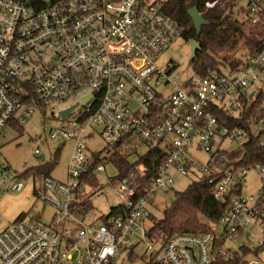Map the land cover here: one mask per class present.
<instances>
[{"label":"built area","instance_id":"obj_1","mask_svg":"<svg viewBox=\"0 0 264 264\" xmlns=\"http://www.w3.org/2000/svg\"><path fill=\"white\" fill-rule=\"evenodd\" d=\"M220 1L204 0L205 8ZM239 4L240 20L262 31L259 49L244 52L237 66L221 64L201 74L180 71L173 61L158 65L183 28L155 0H0V136L12 121L24 125L39 111L44 122L59 123L45 128L52 140L73 141L67 180L48 175L33 181L36 201L56 208L53 218L43 223L30 208L8 221L0 231V264H120L127 248L128 260L139 258L140 244L145 264H220L239 257L226 241L246 237L264 246V187L259 196L244 193L245 176L254 167L264 180V165L235 166L227 144L241 147L248 133L217 114L240 118L264 94L253 87L264 83V0ZM97 126L107 143L100 162L83 140L94 137ZM251 128L264 149V115ZM153 153L151 162L143 160ZM112 154L134 159L135 167L128 177L109 180L119 210L100 223L87 222L90 210L81 202L100 184L105 163L113 166L106 158ZM174 173L205 177L227 209L210 231L176 233L164 242L146 225L153 216L148 203L157 190L172 187ZM151 175L135 197L139 179ZM94 177L97 185L90 183ZM19 179H0V192L22 191Z\"/></svg>","mask_w":264,"mask_h":264},{"label":"trees","instance_id":"obj_2","mask_svg":"<svg viewBox=\"0 0 264 264\" xmlns=\"http://www.w3.org/2000/svg\"><path fill=\"white\" fill-rule=\"evenodd\" d=\"M155 2L182 26V37L186 41L196 40L200 42L201 50H199L195 59L190 62L197 73L206 74L209 70L219 69L221 64L237 66L240 62L241 56L239 54L242 48H246L251 53L259 49V43L256 39L262 31L259 28H252L251 25L245 24L239 16L235 15L236 0H222L210 9L205 8L204 0H155ZM193 6H198L202 14L209 20L208 24L201 27L199 33H196L193 20L188 14V9ZM263 103L264 94H260L257 101L251 102L248 110L240 118L234 116L232 118L221 111L217 113L222 123L231 127L241 126L248 133V140L241 147L227 153V156L236 167H249L257 163L264 165V149L258 146L257 136L251 128L252 120L257 116L264 115V110H262V114L257 113V109L261 108ZM11 124H14L19 131L24 126L19 125L16 121H12ZM100 155H102V152L95 156V162L102 160ZM155 156L156 154L153 153L148 159L143 158V160L149 163ZM106 158L116 168L114 180L128 177L130 171L135 167L129 157L121 154H112ZM55 163L56 161L49 160L41 162L37 166L28 167L22 174H19V177L21 179L32 178L34 182H39L45 176L50 175ZM154 163L158 164L157 161ZM152 176L139 179L142 186L137 188L135 197L144 193V186ZM205 181V177L201 181L194 180L185 191L177 192L175 195L176 200L164 211V217L152 224L151 231L160 237L162 241H167L176 233H204L211 230L212 224L219 222L220 217L227 209V201H217ZM97 182V177L90 180L93 185H97ZM81 203L86 204L88 210H91V200H83ZM117 210H119V207H112L111 212ZM202 217H206L210 223L203 221ZM261 249H264V246L258 247L254 253L258 254ZM240 251L243 253L240 255L238 251L237 255L239 254V257L235 261L233 259L221 260L220 264H239L243 255L252 253L245 246H241Z\"/></svg>","mask_w":264,"mask_h":264},{"label":"rangeland","instance_id":"obj_3","mask_svg":"<svg viewBox=\"0 0 264 264\" xmlns=\"http://www.w3.org/2000/svg\"><path fill=\"white\" fill-rule=\"evenodd\" d=\"M246 2L247 0H242L243 4H239V6L242 7ZM237 8L236 6L234 8L235 15H238ZM247 51L246 48H242L240 51L241 55L239 54V56L242 57L244 52ZM191 53L192 49L188 41L183 37L174 39L158 60V65L164 68L169 61H173L178 64L180 71L191 73L193 71V66L190 64ZM253 87L264 89V83L259 81ZM262 107L264 108V103ZM58 125L59 123L55 119L44 122L42 114L39 111L27 118V122L21 131L17 130L14 124L8 125L5 128L4 135L0 136V179L11 182L15 174H22L26 168L37 166L41 162L50 160L56 161L54 169L50 173L51 177L62 182L66 181L68 178V167L73 154V141L65 142L63 139L52 140L48 131H45V128L49 130V128L57 127ZM96 129L97 131H93L94 137L89 138L87 135L83 140L92 151L106 153L107 143L100 135L101 127L97 126ZM227 146L229 151H234L240 147V144L237 142L234 144L228 143ZM38 148L42 152L41 154L35 153V150ZM58 152L59 154L57 155ZM197 156L200 161L206 163L207 158L203 152H197ZM105 165L107 170L101 174L100 184L97 187L88 188V196L92 202V208L87 222H102L110 214L112 207L120 203L114 186L109 183V180H114L116 169L109 163H105ZM261 176V172L254 167L251 168L245 176V195L259 196L264 187V180ZM174 178L175 182L170 189L157 190L154 196L151 197L148 208L151 214H153V218L147 222L146 225L148 227L164 217V211L176 200V193L185 191L194 180V177L191 175L182 177L178 173H174ZM17 182L23 183L24 188L22 191H9L7 194L0 192V231L6 226L8 221L14 220L30 208L33 209L39 220L43 223L51 221L56 212V208L51 203L43 200L36 202L32 178L26 177L21 180L19 179ZM202 220L210 223L206 217H202ZM217 230L220 231V229ZM254 230L257 231L255 227ZM139 239L134 237L133 242L136 243ZM224 245L228 250L231 249L233 252L239 251L240 255L243 253L240 251L243 245L252 253L243 255L241 261L253 262L254 260H259L260 264H264V249H261L258 254L254 253L258 248L255 240L241 237L236 241H226ZM129 253L130 248H127L121 255L122 262L120 264H145L144 258L140 257L144 254L142 244L136 249V254L139 258L130 261L127 259Z\"/></svg>","mask_w":264,"mask_h":264},{"label":"water","instance_id":"obj_4","mask_svg":"<svg viewBox=\"0 0 264 264\" xmlns=\"http://www.w3.org/2000/svg\"><path fill=\"white\" fill-rule=\"evenodd\" d=\"M188 14L189 16L192 18L193 20V26L194 29L196 30V33H199L201 30V27L204 24H208L209 20L201 13V11L199 10L198 6H193L191 8L188 9ZM190 45H191V49H192V53L190 56V62H192L195 57L197 56L199 50H201V46H200V42L196 41V40H191L189 41ZM76 107V105L70 107L67 110H64L60 113L61 118H66L67 116L70 115L71 111Z\"/></svg>","mask_w":264,"mask_h":264},{"label":"crops","instance_id":"obj_5","mask_svg":"<svg viewBox=\"0 0 264 264\" xmlns=\"http://www.w3.org/2000/svg\"><path fill=\"white\" fill-rule=\"evenodd\" d=\"M36 202H37V201H36ZM24 212H25V211H24ZM21 214H23V213H21ZM21 214H20V215H21ZM7 224H8V222H7ZM7 224H6V226H7ZM6 226H5V227H6ZM5 227H4V228H5ZM4 228H3V229H4Z\"/></svg>","mask_w":264,"mask_h":264}]
</instances>
